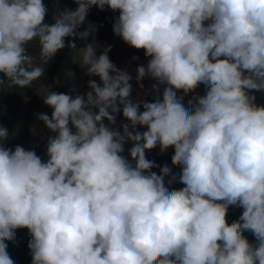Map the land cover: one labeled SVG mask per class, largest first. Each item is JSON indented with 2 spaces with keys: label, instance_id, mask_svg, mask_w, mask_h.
<instances>
[{
  "label": "clouds",
  "instance_id": "9594fccd",
  "mask_svg": "<svg viewBox=\"0 0 264 264\" xmlns=\"http://www.w3.org/2000/svg\"><path fill=\"white\" fill-rule=\"evenodd\" d=\"M74 3L46 23L43 0H0V90L31 88L90 35L79 64L99 78L85 93L42 95L52 110L37 116L53 133L46 162L6 147L0 126V264H14L6 241L23 228L32 264H264V105L251 94L264 92V0ZM93 6L118 12L113 33L150 58L135 79L141 89L155 81L152 102L133 97L111 45L97 55L94 25L79 30ZM201 84L205 94L185 105ZM157 146L174 149L179 174L147 158ZM177 180L184 187L170 190ZM230 206L242 213L229 224Z\"/></svg>",
  "mask_w": 264,
  "mask_h": 264
},
{
  "label": "trees",
  "instance_id": "16d2710c",
  "mask_svg": "<svg viewBox=\"0 0 264 264\" xmlns=\"http://www.w3.org/2000/svg\"><path fill=\"white\" fill-rule=\"evenodd\" d=\"M43 3L48 8V14L45 17L46 23H53V12L57 8H72L77 6L74 0H43ZM119 15L118 12H113L107 7L103 11L98 10L93 6L88 14L89 19L96 22L97 31L94 33L95 38L99 40L111 39V50L108 55L110 59L117 58L118 56H133L141 60H148L144 55V50H137L128 44L124 43L123 40L113 33V23L115 18ZM85 28L82 25L80 31H84ZM89 37H93L90 35ZM87 38V40L89 39ZM70 38H66L65 44L69 42ZM87 40L75 39V49H69L67 46L58 52L56 56L49 61L46 66L45 75L38 81L34 82L31 88L27 89H10V90H0V126L5 127L9 131V139L7 140L5 146L14 149L15 146L20 145L25 148V150H34L37 155H43L38 151V146L34 147L29 143L31 138V133L29 130V122L34 118L36 112L46 113L51 116V109L43 104L41 97L37 94V87L43 84H48L53 91L58 93L70 92V89H74L78 84H81L79 93H85L88 89L87 81L89 79H95L99 82L98 77H89L85 70L79 64V54L77 55L76 61H71L70 58L77 50L78 45L82 48L85 47ZM29 52L33 55H38V47L34 45L29 46ZM63 62H68L71 68V76L66 83L60 82V68ZM133 65L140 66L141 62L132 63ZM133 86L132 95L137 101H145L139 96L138 84L135 81H130ZM196 92V90H195ZM251 94L256 96V104L264 105V92H259L252 90ZM191 97L195 93H189ZM27 97V102L21 104V97ZM151 102V101H149ZM22 105V106H21ZM142 110V107H141ZM132 147L131 143H126L124 145L125 151L122 153L123 156L131 161L129 156V149ZM158 146L147 151L146 155L149 160L154 161L158 166H163L167 164L173 169L174 173L179 174L180 169L176 168L171 163V157L174 154V149L172 148L169 153L160 157L157 155ZM133 164L134 161H131ZM152 171L160 174V167H155ZM167 180V178H166ZM168 186V185H166ZM184 187L182 183L178 180L176 183L169 186L170 190L179 189ZM242 213L241 208L230 206L227 213V221L230 224L234 220H237L239 215ZM245 236L250 243H255V237L251 233H245ZM31 239L26 228L17 229L15 240L6 241L7 252L13 259L14 264H32L31 251L28 248V242Z\"/></svg>",
  "mask_w": 264,
  "mask_h": 264
},
{
  "label": "rangeland",
  "instance_id": "374dc122",
  "mask_svg": "<svg viewBox=\"0 0 264 264\" xmlns=\"http://www.w3.org/2000/svg\"><path fill=\"white\" fill-rule=\"evenodd\" d=\"M77 6L75 7H72V8H69V9H75ZM96 8V7H95ZM63 10L65 8H57L54 10L52 16L54 18L57 10ZM91 23L92 25H94L96 27V22H93L91 19H89V17L87 16L86 17V21H85V24L83 25L84 28L86 29L88 24ZM81 29V28H80ZM79 29V30H80ZM96 41L99 42V44L102 46L100 49L97 50V55L101 54V52L103 51V46H106V45H110L111 43V39H106V40H99L97 38H95ZM93 40V37H89V39L87 40L85 46L88 44V43H91ZM82 46L81 45H78L77 49H81ZM78 51H76L75 53H73V55L71 56L70 60L71 61H76L77 60V55H78ZM150 59V58H149ZM119 69L121 70H127L129 72V74L132 76V80L131 81H136L135 77H136V71L135 69L138 67L136 65H133L132 63H135V62H138L140 61L141 62V65H147V62L148 60H141V59H133V56H118L117 58H114V59H110ZM71 68H70V65L68 62H63V64L61 65V68H60V82L61 83H66L67 80L70 78L71 76ZM143 85H144V88L141 89L138 85V92H139V96L143 99V100H146V101H153L154 99V96L153 94L149 91L150 88H151V85L153 83H155V81L149 79V78H145L143 81H142ZM79 86H77L76 88H74L76 90V93H79L80 91V88H81V84H78ZM163 87L164 86H161V96H162V91H163ZM47 88L52 90L48 84H43V85H40L37 87V94L41 97V101H42V95L47 91ZM205 87L203 84H201L197 89H196V92H195V95L196 94H199V95H203L205 94ZM76 93H73V92H66L65 94H69V95H75ZM180 93H178L179 95ZM192 97L190 95L186 96L185 97V100H184V103L185 105H187V101L189 99H191ZM27 97H24L22 96L21 97V104H24L27 102ZM43 102V101H42ZM22 106V105H21ZM40 112H36L34 118L29 122L28 126H29V130H30V133H31V138L29 139V143L34 146V147H37L38 146V151H40L43 155H38L42 161L46 162L47 159L49 158L47 156V148H46V145H47V139L50 135H53V133H51L47 128L46 126L44 125V123L40 120L37 119V116ZM105 123H107V121H105ZM121 123H127V121L123 118L122 116V112L118 114L117 116V124H121ZM137 130L138 131H145L146 128L145 127H140V126H137ZM127 143H131V142H127ZM132 144V143H131ZM172 148L170 147L169 149H167L165 152L161 153L160 151V148L158 146L157 148V155L160 156V157H164L166 156L169 151L171 150Z\"/></svg>",
  "mask_w": 264,
  "mask_h": 264
}]
</instances>
